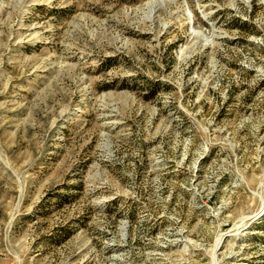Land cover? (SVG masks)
Returning <instances> with one entry per match:
<instances>
[{
    "label": "rangeland",
    "instance_id": "obj_1",
    "mask_svg": "<svg viewBox=\"0 0 264 264\" xmlns=\"http://www.w3.org/2000/svg\"><path fill=\"white\" fill-rule=\"evenodd\" d=\"M0 264H264V0H0Z\"/></svg>",
    "mask_w": 264,
    "mask_h": 264
}]
</instances>
